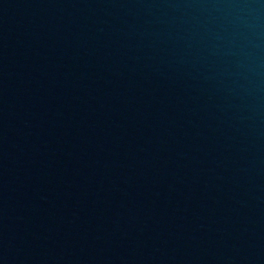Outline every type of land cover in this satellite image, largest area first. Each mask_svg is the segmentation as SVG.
<instances>
[{"label": "water", "instance_id": "1", "mask_svg": "<svg viewBox=\"0 0 264 264\" xmlns=\"http://www.w3.org/2000/svg\"><path fill=\"white\" fill-rule=\"evenodd\" d=\"M0 264H264V0H0Z\"/></svg>", "mask_w": 264, "mask_h": 264}]
</instances>
